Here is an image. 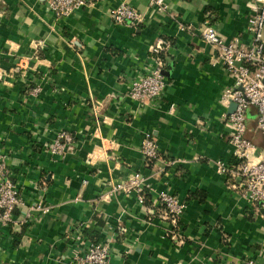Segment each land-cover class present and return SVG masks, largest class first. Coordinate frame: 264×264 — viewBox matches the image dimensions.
I'll return each mask as SVG.
<instances>
[{"label":"crops","instance_id":"0c3cea01","mask_svg":"<svg viewBox=\"0 0 264 264\" xmlns=\"http://www.w3.org/2000/svg\"><path fill=\"white\" fill-rule=\"evenodd\" d=\"M163 1L85 0L56 18L45 0H0V161L22 199L14 221L0 223V264H74L90 240L105 243L106 264H264L263 209L213 163L232 161L220 96L233 78L199 34L207 23L249 42L254 0ZM119 2L142 20L114 22ZM157 39L169 43L165 84L156 105L139 106L127 91ZM255 118L250 104L252 159L263 145ZM61 131L72 140L54 153ZM146 131L158 152L149 161L139 151ZM135 171L149 186L143 202L127 188ZM160 191L182 203L175 223Z\"/></svg>","mask_w":264,"mask_h":264},{"label":"built area","instance_id":"2783aa9c","mask_svg":"<svg viewBox=\"0 0 264 264\" xmlns=\"http://www.w3.org/2000/svg\"><path fill=\"white\" fill-rule=\"evenodd\" d=\"M46 8L54 17L69 15L84 4L85 0H45ZM148 5L164 9L163 0H148ZM252 12L247 16L245 28L250 33L247 43L235 39H225L212 25L205 23L200 28V37L215 50L216 60L228 71L233 78L231 86L225 88L220 96L221 102L227 106L229 101L234 107L229 113H224L225 124L228 128L229 143L231 144L232 161L215 160L217 171L230 177L229 185L236 189L239 195L255 207L264 210V41L261 30L264 23V2L254 0ZM116 23L134 25L142 20V11L124 2H119L110 12ZM169 43L157 39L149 46L150 61L148 65L130 81L127 94L139 106L156 105L161 97L165 84L162 67V53ZM256 108L255 127L263 138V145L258 158L248 155L250 143L244 137L245 111L248 105ZM71 136L64 131L59 132L50 146L54 153H61L66 144L71 142ZM139 151L143 160L149 161L157 156V146L149 132H144L140 141ZM5 159L0 161V223L14 221L13 209L22 203L18 190L9 176ZM127 188L136 192L138 202H143L148 185L141 172L135 171L128 179ZM119 187L120 184H115ZM158 203L163 208V214L175 223L180 213L182 203L167 192L158 193ZM36 207H40L38 204ZM41 211L47 209L40 207ZM27 216V215H26ZM24 218V217H23ZM22 218V221L25 220ZM107 248L104 242L90 240L84 245V250L74 255V264H106ZM229 264H259L255 257H246L240 263Z\"/></svg>","mask_w":264,"mask_h":264},{"label":"rangeland","instance_id":"374dc122","mask_svg":"<svg viewBox=\"0 0 264 264\" xmlns=\"http://www.w3.org/2000/svg\"><path fill=\"white\" fill-rule=\"evenodd\" d=\"M263 28V27H262ZM224 67V66H223ZM224 119V118H223ZM224 123H225V119H224V121H223ZM243 135H244V133H243ZM245 137V136H244ZM227 140H229V134L227 135ZM67 150L65 149V150H63L62 152H61V154L62 153H64V152H66ZM216 160V159H215ZM215 160L213 161V163H215ZM219 172V171H218ZM226 177V179H227V184L229 185V182L231 181L230 180V177L227 175V176H225ZM230 186V185H229ZM231 187V186H230Z\"/></svg>","mask_w":264,"mask_h":264},{"label":"water","instance_id":"95a60500","mask_svg":"<svg viewBox=\"0 0 264 264\" xmlns=\"http://www.w3.org/2000/svg\"><path fill=\"white\" fill-rule=\"evenodd\" d=\"M233 107H234V102L229 101L228 105L226 106V113H229L233 109Z\"/></svg>","mask_w":264,"mask_h":264},{"label":"trees","instance_id":"16d2710c","mask_svg":"<svg viewBox=\"0 0 264 264\" xmlns=\"http://www.w3.org/2000/svg\"><path fill=\"white\" fill-rule=\"evenodd\" d=\"M14 210V209H13Z\"/></svg>","mask_w":264,"mask_h":264}]
</instances>
